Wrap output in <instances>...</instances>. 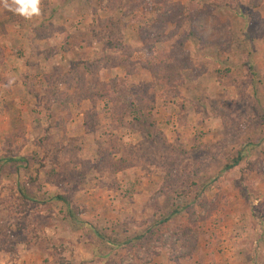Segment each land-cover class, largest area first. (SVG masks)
<instances>
[{
    "label": "rangeland",
    "instance_id": "obj_1",
    "mask_svg": "<svg viewBox=\"0 0 264 264\" xmlns=\"http://www.w3.org/2000/svg\"><path fill=\"white\" fill-rule=\"evenodd\" d=\"M6 3L0 264H264V0Z\"/></svg>",
    "mask_w": 264,
    "mask_h": 264
},
{
    "label": "trees",
    "instance_id": "obj_2",
    "mask_svg": "<svg viewBox=\"0 0 264 264\" xmlns=\"http://www.w3.org/2000/svg\"><path fill=\"white\" fill-rule=\"evenodd\" d=\"M196 3H198V2L196 1ZM170 5H173V4H170ZM154 6H155V4L153 6H151V8L153 10L159 9V8H154ZM182 11H183V9H182ZM193 11H197V13H200L202 10H200V8H198V5L196 4L194 6ZM189 13L190 14H189V16H187V19H189L190 22H193L194 19H195L194 18V15H192V12H189ZM116 32H114V33H116ZM118 33L120 34V36H123V31L119 30ZM103 44L106 45L104 42H103ZM150 67L153 68L154 65L153 66H150ZM73 70H74V73L72 74V77H71V79L74 81L73 85L74 86H77L79 84V87L82 89L80 91V94L79 95H80L81 98H83V95L85 94V89H87V86H86L85 81L83 79V73L84 72H81L80 71V69H79V63L73 65ZM70 84L68 86H70ZM70 87H72V86H70ZM83 87L85 89H83ZM102 87H103V89L105 91H100L97 88H95V86H92V87H90L88 89L90 93L89 94H85V95H89V96L92 95L94 97L93 100L107 98L108 100H110V102L114 103L115 105L121 104L120 102H123V100L124 101H129V102H132L133 101V97L132 96L130 97V96H127V94H124L126 91H124L122 89L121 82H119V83L112 82V83H110V84H108L106 86H102ZM94 90H96V92H93ZM93 93H96V97L94 96ZM236 165H238V164H236ZM226 169L230 170V169H232V167L228 166Z\"/></svg>",
    "mask_w": 264,
    "mask_h": 264
},
{
    "label": "clouds",
    "instance_id": "obj_3",
    "mask_svg": "<svg viewBox=\"0 0 264 264\" xmlns=\"http://www.w3.org/2000/svg\"><path fill=\"white\" fill-rule=\"evenodd\" d=\"M14 11L29 18L33 15H39V0H16Z\"/></svg>",
    "mask_w": 264,
    "mask_h": 264
},
{
    "label": "crops",
    "instance_id": "obj_4",
    "mask_svg": "<svg viewBox=\"0 0 264 264\" xmlns=\"http://www.w3.org/2000/svg\"><path fill=\"white\" fill-rule=\"evenodd\" d=\"M1 1V0H0ZM3 1H5V2H7L6 3V5H5V7H4V10H6V13L4 14V17H5V24H6V20H8V19H11L12 20V22L13 23H16L17 24V22L14 20L15 18H13V16H14V14H13V9H12V7H10V5L12 4L11 3V1L10 0H3ZM10 1V2H9ZM12 6H13V4H12ZM14 7V6H13ZM15 15H19L18 13L17 14H15ZM0 25H2L3 26V24H2V22L0 21ZM42 29H44V28H42ZM6 32H7V29H6ZM5 32V34H4V37H10V33L8 34V36H7V33ZM34 33L36 34V35H38V37L40 38V36L42 35V30L41 29H39L38 28V30H34ZM0 34H2V33H0ZM43 39V37L41 38V39H39V40H42ZM257 201H255V203H256ZM241 203H243V204H245L244 203V200H241ZM235 212H238V210H236ZM240 212L241 213H244V212H242L241 210L239 211V214H240ZM247 219H253L254 220V216L252 217V216H247ZM242 227V226H241Z\"/></svg>",
    "mask_w": 264,
    "mask_h": 264
}]
</instances>
